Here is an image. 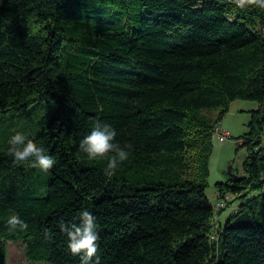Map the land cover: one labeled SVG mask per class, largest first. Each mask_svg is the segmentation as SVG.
<instances>
[{
    "label": "trees",
    "instance_id": "16d2710c",
    "mask_svg": "<svg viewBox=\"0 0 264 264\" xmlns=\"http://www.w3.org/2000/svg\"><path fill=\"white\" fill-rule=\"evenodd\" d=\"M234 100L258 107L238 139L242 170L219 184L216 208L209 158ZM39 105L51 109L28 137L56 160L48 172L16 162L15 127L0 130V264L11 241L31 261L81 264L59 222L79 223L84 209L96 218L100 264H264V9L0 0V119ZM95 119L133 146L111 179L106 160L79 151ZM12 214L26 231L8 230Z\"/></svg>",
    "mask_w": 264,
    "mask_h": 264
},
{
    "label": "clouds",
    "instance_id": "9594fccd",
    "mask_svg": "<svg viewBox=\"0 0 264 264\" xmlns=\"http://www.w3.org/2000/svg\"><path fill=\"white\" fill-rule=\"evenodd\" d=\"M227 2L239 9L249 6L264 9V0H227ZM116 136L117 132L110 124L95 119L92 121L91 131L79 142V151L84 153L88 160L107 161L103 173L108 179L116 175L119 167L129 159L133 148L131 143L121 146L115 140ZM8 144L10 145L8 153L16 162L32 161L31 166L43 172H48L56 163L43 146H37L33 139L23 133L16 132L11 136ZM7 227L10 232L26 231L29 225L18 215L12 214L7 219ZM59 227L67 236L69 251L73 255H80L81 264H90L94 257V264H100L97 256L100 239L97 232L98 226L96 218L90 211L84 209L80 212L79 223H65L61 220ZM44 235L46 239H51V230L45 228Z\"/></svg>",
    "mask_w": 264,
    "mask_h": 264
},
{
    "label": "rangeland",
    "instance_id": "374dc122",
    "mask_svg": "<svg viewBox=\"0 0 264 264\" xmlns=\"http://www.w3.org/2000/svg\"><path fill=\"white\" fill-rule=\"evenodd\" d=\"M258 103L246 100H234L229 105V111L226 113L221 126L228 130L233 138L226 141L220 140V132L214 134L213 149L209 158V175L207 178L206 194L213 205L217 204L218 186L225 183L228 177V168L231 166L232 173L241 172L245 157V148H241V140H238L247 130V124L250 119L251 111L257 109ZM48 105L37 106L33 111L15 112L13 115L7 114L0 119V130L4 128L15 127L14 132L9 133V140L16 132L30 135L34 130L42 125L46 120L47 114L44 112L50 110ZM214 114V113H213ZM3 129V130H2ZM5 133V132H4ZM5 136V135H4ZM3 137V135H0ZM235 170V171H234ZM233 204L222 213L219 219L224 224L231 212L237 208ZM7 264H50L47 261H31L25 255L24 245L18 241L8 243Z\"/></svg>",
    "mask_w": 264,
    "mask_h": 264
},
{
    "label": "built area",
    "instance_id": "2783aa9c",
    "mask_svg": "<svg viewBox=\"0 0 264 264\" xmlns=\"http://www.w3.org/2000/svg\"><path fill=\"white\" fill-rule=\"evenodd\" d=\"M232 138L230 132L228 130H224L222 127H221V132H220V140L222 141H226L228 139ZM224 204L222 202L216 204V208H220V207H223Z\"/></svg>",
    "mask_w": 264,
    "mask_h": 264
},
{
    "label": "water",
    "instance_id": "95a60500",
    "mask_svg": "<svg viewBox=\"0 0 264 264\" xmlns=\"http://www.w3.org/2000/svg\"><path fill=\"white\" fill-rule=\"evenodd\" d=\"M232 168H233V167H231V166L228 168V174H229L231 177H233V176L235 175L234 173H232Z\"/></svg>",
    "mask_w": 264,
    "mask_h": 264
},
{
    "label": "bare ground",
    "instance_id": "6f19581e",
    "mask_svg": "<svg viewBox=\"0 0 264 264\" xmlns=\"http://www.w3.org/2000/svg\"><path fill=\"white\" fill-rule=\"evenodd\" d=\"M219 132H221V128H217V129L215 130V134H217V133H219Z\"/></svg>",
    "mask_w": 264,
    "mask_h": 264
},
{
    "label": "crops",
    "instance_id": "0c3cea01",
    "mask_svg": "<svg viewBox=\"0 0 264 264\" xmlns=\"http://www.w3.org/2000/svg\"><path fill=\"white\" fill-rule=\"evenodd\" d=\"M222 127V126H221Z\"/></svg>",
    "mask_w": 264,
    "mask_h": 264
}]
</instances>
